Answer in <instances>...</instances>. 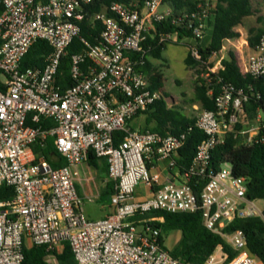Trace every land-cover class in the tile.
I'll list each match as a JSON object with an SVG mask.
<instances>
[{
	"label": "built area",
	"instance_id": "1",
	"mask_svg": "<svg viewBox=\"0 0 264 264\" xmlns=\"http://www.w3.org/2000/svg\"><path fill=\"white\" fill-rule=\"evenodd\" d=\"M92 2L0 0V188L14 190L12 200L0 202V264H22L26 238L49 251L68 243L77 264H189L174 257L162 241V229L152 225L163 218L142 217L153 211L198 210L206 228L237 251L229 259L220 245L204 264H262L249 251L242 230L226 233L225 228L237 219L264 221V198L249 197L247 178L234 176L232 164L225 162L217 169L211 165L213 151L229 135L244 146L264 143V114L250 119L246 90L217 78L215 109L200 110L196 117L205 138L182 174L175 158L186 133L162 135L130 126L135 117L165 100L141 69L152 47L144 46L149 38L158 45L177 41L175 34L157 33L156 24L171 19L174 25L191 29L200 41L208 29L212 3L200 2L177 18L170 7L162 9L164 0H146L140 10L114 2L111 16L93 15L103 28L97 44H92L81 35L80 26ZM75 40L81 48L70 58L71 85L62 90L60 67ZM38 41L51 48L43 67L23 68L24 57ZM190 48L200 61L198 47ZM240 57L236 60L243 74L264 76V35L244 64ZM210 58L205 63L208 70L200 75L207 81L210 73L222 68V59L214 67ZM213 92L210 88L209 95ZM42 119L53 126L42 129L38 126ZM117 132L124 134L119 143ZM49 138L66 161L62 167L54 168L33 148L36 144L44 148ZM91 152L106 159L108 179L114 183V212L99 220L87 217L77 187L78 166L88 162ZM160 160H168L169 169L178 175L162 182L156 170ZM141 183L150 192L138 199L135 193Z\"/></svg>",
	"mask_w": 264,
	"mask_h": 264
},
{
	"label": "trees",
	"instance_id": "2",
	"mask_svg": "<svg viewBox=\"0 0 264 264\" xmlns=\"http://www.w3.org/2000/svg\"><path fill=\"white\" fill-rule=\"evenodd\" d=\"M38 1L46 3L48 0ZM145 1L93 0L86 7L87 15L80 22L81 35L91 41L92 44H97V38L103 27L100 22L92 19L94 14L105 12L111 16L109 7L114 2L124 4L129 9L140 10L143 8ZM205 1L213 5L211 16L207 21V28L211 30V41L204 47L198 46L201 54L200 61L196 60L189 51L185 60L187 66L197 67L205 64L214 52L220 53L222 51L226 41L240 38L241 34L237 31V28L242 26L244 20L248 17L256 16L257 24L261 25V27L255 26L249 30V46L251 48L255 47L259 38L264 35V12L257 15L252 0H164V4L170 7L175 14L174 16L178 18L184 13L193 11L198 3ZM155 29L157 33L169 32L177 36V41L168 44L158 45L157 41L152 42L150 38L144 44L145 47L152 44V47L149 50L146 65L141 69L149 75L151 88L160 90L163 88L162 74L154 69L151 59H163V52L169 44H180L184 38H193V33L191 29L184 26L174 25L171 19L162 24H156ZM80 48L79 41L75 40L63 57L60 74L58 75V85L62 90L71 85L69 76L70 58ZM49 51H51V48L45 42H36L24 57L22 67H43L44 55ZM221 64L222 68L215 74L210 73L209 81L199 75L196 80L195 97L192 104H198L202 110H214L215 98L219 94L217 78H222L225 82L246 90L250 98L246 104V111L250 119L256 118L259 113L264 114V76L255 78L249 74H243L232 51L229 52L227 58L222 59ZM210 88L214 89L213 95H209ZM144 114L147 115V127L144 131L149 130L162 135L186 133L185 143L178 151L177 158H175L176 169L182 174L192 163L198 145L205 138L204 133L196 127V117H190L181 110L169 108L164 99L157 101ZM151 123H154L152 128L149 127ZM38 126L42 129H48L53 126V122L42 119ZM123 136V132L115 133L116 142H121ZM53 142V138H49L44 148H41L38 144L33 148L38 155H44L48 160L52 156H58L59 161L52 163V166L59 168L64 166L66 161L55 150ZM97 161H102V164L107 167L105 158H98L91 152L88 163L97 167ZM225 162L232 164L234 176L247 178L250 198H264V143L244 146L239 144L238 138L229 135L225 143L219 145L213 151L211 165L214 169H217ZM113 193L114 183L108 181L101 191L98 201L104 204L111 199ZM13 196L14 190L12 187L3 185L0 188V202H8L12 200ZM152 217L163 218V222H153L152 224L162 229L163 242L165 236L170 232L180 231L182 233V240L178 247L172 250V254L186 263L204 264L220 245L229 254V259H233L237 255V251L232 249L223 237L206 228L200 210L195 213L153 211L142 218ZM236 230H242L245 233L249 251L264 264V221L259 217L237 219L225 228L226 233H232ZM51 256L57 258L58 264H77L68 243L65 244L64 251L61 254L49 251L46 246L33 245L28 247L25 245L22 264H50L49 258Z\"/></svg>",
	"mask_w": 264,
	"mask_h": 264
},
{
	"label": "rangeland",
	"instance_id": "3",
	"mask_svg": "<svg viewBox=\"0 0 264 264\" xmlns=\"http://www.w3.org/2000/svg\"><path fill=\"white\" fill-rule=\"evenodd\" d=\"M253 6L257 11V15L264 12V0H252ZM168 6L164 4L162 9H166ZM256 16L248 17L245 19L244 26V39L238 44L240 47H245L244 40L248 42L249 30L252 27H261L257 24ZM211 41V30H206L205 36L202 40L197 41L194 38H184L180 44H169L163 52V59H151L154 69L162 74V91L165 94V99L171 108L181 110L190 117H197L200 107H194L192 100L195 97V85L199 75L208 70L207 65L203 64L197 67H189L186 65L185 60L190 51V47L206 46ZM226 49H223L216 56L210 58V64H214V67L219 66L221 57L227 58L228 53L232 50V46L227 42L224 44ZM146 116L141 115L136 118L131 126L134 130L140 131L143 129L144 119ZM87 182H84V186ZM90 186L94 187L91 183ZM148 188L142 183L139 184L136 190V197L145 196ZM95 192V191H94ZM82 208L86 215L93 219L102 218L106 214V210L103 208V203L95 198L86 197L83 200ZM182 233L180 231H173L166 235V245L168 249L174 250L180 243Z\"/></svg>",
	"mask_w": 264,
	"mask_h": 264
},
{
	"label": "crops",
	"instance_id": "4",
	"mask_svg": "<svg viewBox=\"0 0 264 264\" xmlns=\"http://www.w3.org/2000/svg\"><path fill=\"white\" fill-rule=\"evenodd\" d=\"M244 22H245V20H244ZM244 30H245V26H244V23H243L242 26H240V27L237 28V31L240 32L241 37L238 38V39H232V40L226 41L229 45L232 46V50L231 51L236 56L241 55V57H240L241 64H244L245 63V61H246L248 55L251 53V49H252L248 45L247 40H244L245 45H246L245 47H243V46L240 47L238 45L241 42V40L244 39V34H245L244 33ZM223 49H226V46L225 45H224ZM221 59H223V57H221ZM164 96H165V94H164ZM165 101H166V99H165ZM167 105H168L169 108H171L169 106L168 102H167ZM194 105H195L194 107H198L199 106L198 104H194ZM141 115L146 116L145 119H144V125H142L143 126L142 131H144V129L147 127V124H146L147 115L146 114H141ZM141 115L135 117L130 122V126H131L132 122L136 118L140 117ZM153 126H154V123H151L149 125L150 128H152ZM58 161H59L58 156H52L51 159L49 160V162L51 163V165H52V163H57ZM106 164H107V162H106ZM168 165H169L168 160H160L158 162V164H157L156 170L161 173V175H162L161 181L162 182H166L169 179H172V177H173L172 175H175V176L178 175L177 170L169 169ZM78 172H79V176H78V181H77V187H78V190H79V194L82 197V200H84L86 197L95 198V199L98 200L101 191L103 190V188L106 186V184L109 181L107 167L102 164V161H97V167L96 166H93V165H90L87 162V163H83V164H81V165L78 166ZM85 181L87 182V185L86 186H84V182ZM91 183L94 184V187L93 186L92 187L90 186ZM149 192H150V190L148 189L147 194L145 196H141L140 198L139 197H137V198L138 199L146 198L149 195ZM103 208L106 210V214L102 218H99V219H103V218L107 217L108 215H110V214H112L114 212V208L111 205V199L107 200L103 204ZM87 217L89 219H91V220H99V219L90 218L88 215H87ZM181 240H182V236L180 238V242H181ZM164 243L166 245V237L164 238ZM25 245L28 246V247H31L34 244L31 242L30 239L26 238L25 239ZM64 248H65V245H62V246L58 247L54 252L56 254H61L64 251ZM170 250H172V249H170ZM49 263L50 264H58V260H57V258L55 256H51L49 258Z\"/></svg>",
	"mask_w": 264,
	"mask_h": 264
}]
</instances>
